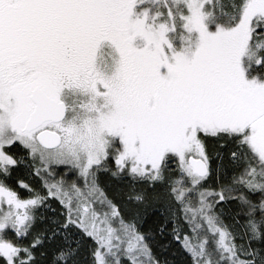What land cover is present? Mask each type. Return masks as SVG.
Wrapping results in <instances>:
<instances>
[{
  "label": "snow or ice",
  "instance_id": "obj_1",
  "mask_svg": "<svg viewBox=\"0 0 264 264\" xmlns=\"http://www.w3.org/2000/svg\"><path fill=\"white\" fill-rule=\"evenodd\" d=\"M0 264H264V0H0Z\"/></svg>",
  "mask_w": 264,
  "mask_h": 264
}]
</instances>
